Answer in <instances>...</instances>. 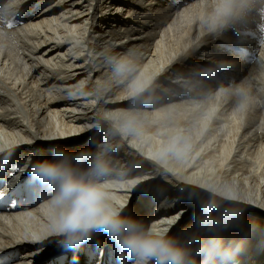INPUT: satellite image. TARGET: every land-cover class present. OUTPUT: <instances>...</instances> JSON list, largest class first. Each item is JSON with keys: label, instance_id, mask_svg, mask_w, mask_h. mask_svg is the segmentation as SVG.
I'll list each match as a JSON object with an SVG mask.
<instances>
[{"label": "bare ground", "instance_id": "6f19581e", "mask_svg": "<svg viewBox=\"0 0 264 264\" xmlns=\"http://www.w3.org/2000/svg\"><path fill=\"white\" fill-rule=\"evenodd\" d=\"M30 2L38 10L22 11ZM0 8V172L24 162L16 180L28 186L26 196L0 198V253L51 264L50 247L32 254L36 242L61 239L49 234L50 191L31 178L32 166L66 161L82 175L99 156L106 196L114 191L121 204L136 196L139 206L122 214L171 240L186 264H264V0H6ZM57 144L69 151L54 155ZM210 199L220 207L209 217ZM199 209L209 222L194 233ZM77 246L68 255L81 264H135L126 253L120 261L102 231Z\"/></svg>", "mask_w": 264, "mask_h": 264}, {"label": "clouds", "instance_id": "9594fccd", "mask_svg": "<svg viewBox=\"0 0 264 264\" xmlns=\"http://www.w3.org/2000/svg\"><path fill=\"white\" fill-rule=\"evenodd\" d=\"M125 69L122 62L116 66L118 72ZM68 151L66 145L57 144L53 154L63 155ZM108 172L107 163L99 156L90 170L82 175H77L66 161L42 159L32 166L31 178L50 191L49 203L54 212L50 217L49 234L61 237L59 242L62 244L80 245L91 239L93 233L102 231L121 253L118 256L120 261L125 259L123 254L126 253L135 264H149L150 261L186 264L185 253L174 247L171 240L155 230L145 231L138 218L122 214L128 205L114 207L109 202L106 185L98 179ZM219 207L214 199H210L203 205V211L210 217ZM241 212L226 209L225 215L234 217Z\"/></svg>", "mask_w": 264, "mask_h": 264}, {"label": "snow or ice", "instance_id": "6c2138e0", "mask_svg": "<svg viewBox=\"0 0 264 264\" xmlns=\"http://www.w3.org/2000/svg\"><path fill=\"white\" fill-rule=\"evenodd\" d=\"M16 25H14L13 23H9L8 27H14ZM51 145H45L44 148L48 149L51 148ZM33 151H37V153L39 154V149H33ZM3 159H7V156H5ZM2 167V166H0ZM24 168V162H20L16 165L15 168V172L13 174V179L16 178V176L23 170ZM29 175H31V171L29 173ZM8 182L4 181L3 185L0 186V198H4L5 195L11 197V196H26L28 194V186H27V182L20 184L18 187L12 189V191L7 192V194H5L4 189L7 187ZM45 233H42V235H44ZM30 242H34V241H30ZM37 247L35 249L32 250V254L33 255H38L41 248L47 246L50 247L53 250V256H52V260H51V264H81L80 261H78L74 255L69 256L68 255V251L69 250H74L77 249L78 246L77 245H69V244H62L59 242V246L56 245L55 242H49L48 245H43L39 242H36ZM62 246V247H61ZM96 256H102L103 253L100 250V246L97 243L96 245ZM25 256L28 255L27 253L24 254ZM21 259L20 255H15L13 256L10 252H4V253H0V264H18L19 260ZM98 264V262H97Z\"/></svg>", "mask_w": 264, "mask_h": 264}, {"label": "rangeland", "instance_id": "374dc122", "mask_svg": "<svg viewBox=\"0 0 264 264\" xmlns=\"http://www.w3.org/2000/svg\"><path fill=\"white\" fill-rule=\"evenodd\" d=\"M51 1H53V0H51ZM58 2V1H57ZM47 3V2H46ZM42 6H44V4H42ZM40 10V9H39ZM38 12V11H37ZM127 39V38H126ZM148 60H149V58H148ZM221 151H222V149H220ZM2 151H4V150H2ZM2 151H0V152H2ZM163 152V151H162ZM0 154H2V153H0ZM2 160H1V158H0V162H1ZM10 161V163H7V168H4L3 170L4 171H9V172H12L11 173V176H13V174H14V172H15V169H13V168H15L16 167V165H17V161H15V162H13L12 160H9ZM10 166H9V165ZM12 165H13V167H12ZM11 169V170H10ZM119 169V168H118ZM13 170V171H12ZM121 170V169H120ZM8 172V174L10 175V173ZM24 177V176H23ZM22 177V178H23ZM18 178V177H17ZM16 179V178H15ZM19 179V178H18ZM166 187V186H165ZM113 193L108 197V200H112V202L114 203V201L115 202H117V203H119V204H121L120 202H121V199L120 198H118L116 195H115V193H114V191H112ZM127 198V197H126ZM125 198V200H127ZM132 200L130 201V203L127 201L125 204H127L128 206L129 205H131V207H132V209H131V212H132V210H135L138 206H139V204H140V201L139 202H135L136 201V199H137V197L135 196V198L134 197H132L131 198ZM156 204V203H155ZM155 205H153V207H152V211L154 212V210H156V208L154 207ZM127 208V207H126ZM126 208H124L123 209V211H122V213L123 212H125L127 209ZM130 212V211H129ZM130 212V213H131ZM192 214V213H191ZM202 214H203V211L201 210V212H200V209L199 210H196L193 214H192V216L191 217H193V219H198L199 218V221L197 222L198 224H196L195 225V231H194V233L197 231V229H198V227H199V225L201 224V223H204V222H209L208 220L207 221H203V219L201 220V216H202ZM157 215V214H156ZM187 216H189V215H187ZM199 216V217H198ZM165 227H167V228H169L170 226H166L165 225ZM202 228H203V226H202ZM166 229V228H165ZM178 230H180L179 228H178ZM178 230L176 231L175 230V234L173 235V237L175 236V235H177L178 233ZM193 233V234H194ZM189 237H187V239H188ZM187 240H185L184 242H186ZM207 242V241H206ZM186 244H192V243H186Z\"/></svg>", "mask_w": 264, "mask_h": 264}]
</instances>
